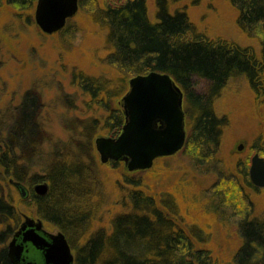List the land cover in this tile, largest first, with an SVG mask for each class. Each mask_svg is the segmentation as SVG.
<instances>
[{
    "label": "trees",
    "instance_id": "obj_1",
    "mask_svg": "<svg viewBox=\"0 0 264 264\" xmlns=\"http://www.w3.org/2000/svg\"><path fill=\"white\" fill-rule=\"evenodd\" d=\"M36 1L5 0L17 16L25 15L32 23ZM228 1L237 12L240 29L257 44L209 36L185 6L174 5L176 0H156L153 15L149 0H80L82 13L99 25L104 39L100 62L110 71L93 74L75 66L71 84L88 97V108L101 113L79 119L89 134L85 140L74 139L75 156L59 150L63 140L48 133L39 92H26L15 119H0V264H13L7 240L23 219L10 189L11 178L29 187L22 202L34 205V213L49 227L66 234L76 264H222L210 248L197 245L195 229L180 222L177 195L146 191L141 178L121 171L120 161L105 163L121 169V179L115 183L116 197L108 198L114 209L98 215L96 199L103 192L101 200H107L108 190L107 178L98 177L101 162L94 137L100 131L120 133L125 122L121 98L129 78L152 70L169 73L184 91L187 139L181 153L189 158L192 172L217 176L203 196L218 220V214L235 219L242 243L232 263L264 264V215L255 211L253 197L264 187L250 179L249 158L227 166L219 157L229 118L216 108L217 100L236 81H244L264 102V0ZM79 31V22L70 19L59 32L63 41L72 43ZM251 147L264 156V135L259 134ZM44 181L49 190L41 195L33 186Z\"/></svg>",
    "mask_w": 264,
    "mask_h": 264
},
{
    "label": "rangeland",
    "instance_id": "obj_2",
    "mask_svg": "<svg viewBox=\"0 0 264 264\" xmlns=\"http://www.w3.org/2000/svg\"><path fill=\"white\" fill-rule=\"evenodd\" d=\"M174 5L185 6L199 29L209 36H223L243 45L257 44L256 39L240 29L236 22L237 12L228 0H176ZM149 6L153 15L156 0H149ZM72 19L79 22L82 31L74 34L72 43H67L62 40L60 32L44 33L36 24L34 13L32 23L25 15L17 16L13 7L0 0V119H15L19 115L16 107L26 92H39L45 104L41 116L48 133L56 140H63L57 146L59 150H70L75 156L78 148L74 139L85 140L89 134L79 119L101 112L95 113L88 108L85 104L88 97L71 84L72 68L76 66L93 74L110 70L100 62L104 56V39L99 25L81 10ZM216 108L219 114L229 118L224 127L219 157L227 166L234 165L239 158L251 161L252 156L259 152L252 149V141L259 134L264 135L263 100L256 99L244 81H236L217 100ZM98 135L109 134L100 131L94 139ZM240 145L243 146L241 150ZM97 155L101 162L98 152ZM121 165L120 170L126 171L125 164L121 162ZM191 169L189 158L180 151L172 157L159 158L150 169L130 173L142 179V187L148 192L160 196L162 192L170 191L177 195L180 222L198 233L197 245L210 248L222 264H233V255L242 243L235 219L225 220L218 214L221 218L218 220L217 213L210 210L213 206L203 196V191L213 186L217 176L195 173ZM120 170L100 163L98 177L102 180L107 178L108 190L107 200H101L103 192L99 188L95 203L100 202V217L109 207L114 209L108 198L113 199L117 195L114 190L116 180L121 179ZM10 189L14 191L22 218L24 214L37 216L34 205L27 206L22 202L25 198L17 186L12 184ZM261 189L263 191L253 193V197L255 211L264 215V188ZM167 199L176 206L171 197Z\"/></svg>",
    "mask_w": 264,
    "mask_h": 264
},
{
    "label": "water",
    "instance_id": "obj_3",
    "mask_svg": "<svg viewBox=\"0 0 264 264\" xmlns=\"http://www.w3.org/2000/svg\"><path fill=\"white\" fill-rule=\"evenodd\" d=\"M80 10V0H37L34 18L47 34L61 31ZM128 90L121 98L125 122L117 136L98 135L96 150L101 163L120 161L129 171L153 167L161 157L180 152L187 139L185 94L175 79L166 72L152 70L128 80ZM239 148H243L242 145ZM250 179L264 187V156L256 152L251 158ZM24 198L30 190L13 178ZM37 193L49 190L48 182L34 185ZM13 264H76V255L66 234L49 230L41 217L24 214L7 243Z\"/></svg>",
    "mask_w": 264,
    "mask_h": 264
},
{
    "label": "flooded vegetation",
    "instance_id": "obj_4",
    "mask_svg": "<svg viewBox=\"0 0 264 264\" xmlns=\"http://www.w3.org/2000/svg\"><path fill=\"white\" fill-rule=\"evenodd\" d=\"M239 149H240V148H239ZM241 149H243V148H241ZM241 149H240V150H241ZM33 189H34V186H33ZM34 190H35V189H34ZM47 228H48L49 230H52V231L57 230V228H53V229H50L51 227H50V228L47 227Z\"/></svg>",
    "mask_w": 264,
    "mask_h": 264
}]
</instances>
